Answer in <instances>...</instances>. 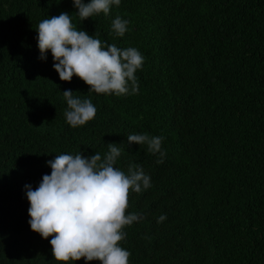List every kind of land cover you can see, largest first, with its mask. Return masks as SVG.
Here are the masks:
<instances>
[{
	"label": "trees",
	"instance_id": "1",
	"mask_svg": "<svg viewBox=\"0 0 264 264\" xmlns=\"http://www.w3.org/2000/svg\"><path fill=\"white\" fill-rule=\"evenodd\" d=\"M75 12L72 0H0V264H57L51 237L30 229L25 185L35 190L55 155L103 158L109 143L122 149L116 167L138 164L152 185L129 198L142 217L124 230L129 264H264V0H121L82 22ZM61 13L142 54L137 94L90 93L60 81L50 52L39 59L38 23ZM68 89L95 119L66 123ZM130 134L162 137L163 163Z\"/></svg>",
	"mask_w": 264,
	"mask_h": 264
},
{
	"label": "clouds",
	"instance_id": "2",
	"mask_svg": "<svg viewBox=\"0 0 264 264\" xmlns=\"http://www.w3.org/2000/svg\"><path fill=\"white\" fill-rule=\"evenodd\" d=\"M80 21L107 16L113 5L121 0H72ZM128 21L117 16L112 31L117 37L127 32ZM39 59H46L50 52L53 70L60 81L80 79L90 93L103 95L137 94L136 73L144 64V57L135 48L121 49L116 44H105L98 33L89 35L78 30L72 16L61 13L42 19L35 30ZM67 103L66 123L81 127L96 117L97 109L90 99H81L72 90H65ZM43 125V124H42ZM41 125V126H42ZM162 137L148 134H130L129 145H147L153 155L159 154L157 163H163ZM103 158L100 153L84 157L80 153L59 154L47 162L51 173L45 174L35 190L25 185L29 203V226L42 239H50L53 259L57 264H73L84 260L85 264H129L131 253L121 246L126 238V227L142 217L129 213L131 193L150 188L151 179L138 164L130 163L127 172L116 167L122 149L109 143ZM166 219L161 215L157 223Z\"/></svg>",
	"mask_w": 264,
	"mask_h": 264
}]
</instances>
